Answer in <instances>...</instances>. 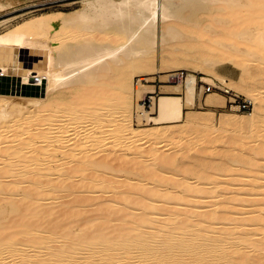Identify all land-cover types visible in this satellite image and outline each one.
Wrapping results in <instances>:
<instances>
[{
  "label": "bare ground",
  "instance_id": "6f19581e",
  "mask_svg": "<svg viewBox=\"0 0 264 264\" xmlns=\"http://www.w3.org/2000/svg\"><path fill=\"white\" fill-rule=\"evenodd\" d=\"M101 1L103 0H94V1L92 0V1H87V2L93 5L94 3L98 4ZM117 1L110 0V4L106 7L103 6L104 8L102 9L98 8L99 10L96 9L95 11H93L91 8V12L84 11L80 13L78 20L76 21L74 26H71L72 28L70 27L67 28L66 26L63 27V25H66V24H62V26H59L61 24H50V25H47L49 27H47L46 25H43L44 27H40V28L37 27L35 29L33 28L30 30L28 28L27 30L29 31L25 32L24 34L22 30H20V28H17L13 32V34L9 36V38L7 37V40L5 43L2 44V47L0 46L1 53L4 50H27L31 52L44 53L43 63L37 64V65L26 64L25 68H23L24 72L20 76L22 78L23 83H30V84L33 83L35 85H42V83L46 81L45 83L46 92L44 96L35 95V94L18 95L10 91L0 92V264H193V263L194 264H227L225 263L227 261L224 259L225 262H223L222 261L223 259H220L219 255L217 254L218 253L217 250L219 249V248L217 249V247L219 246L218 243L226 247L225 248L226 250L228 249L229 244L227 243L228 244V247H227L225 246L226 244L224 243L228 241H232V240H233L232 242H234V240L238 238H235V239L232 238L231 240L230 238H226L221 241H219L220 239L216 238L217 239L216 242L218 241V243H215V239H214V243L211 242L212 240L210 241L209 239L207 242L209 241L211 242V244H209L210 246L209 245L205 246L204 240L203 242L199 241L200 238L197 239L198 242L196 241V243L195 242L193 243L194 239L192 241L191 239H186L187 234L185 231L182 230L184 228H181V226L180 227L174 226L175 223L174 224L172 223L173 227H171L172 226L171 224L169 226V219L173 215L169 216L168 214L166 216H169V217H166L165 214L167 210L166 204H170V203H167L166 200L165 202L162 201L164 199H161L162 202H158L160 200L155 199L156 194H158L159 197H161L162 195L163 197H167L172 200L174 199L175 201L173 202H175V204L173 205H175V207H180V205H183V204L186 205V199L184 198H186V196H188L189 194L185 195L184 197L185 193H183V197L181 196L180 198L182 201H180V199L177 197L176 194L167 195V193H163L162 191H161L162 193L160 191L156 192L155 189L152 188V185H153L152 183L149 186H147L148 185L147 183H146V186L145 184L143 185L142 183L147 182L143 179H142L143 182L141 180L142 183L140 182L137 184L132 183L130 181L129 174H128L130 172L129 170L132 169L134 171V172H131V174L133 175L131 178H133L135 175V177H138L139 179L140 176H137V175L142 174V171H140L139 169L138 170L134 169L135 167H132L129 164V162H132L130 161L132 160L131 159L132 156H135V157L138 156L139 158L142 155L146 157L147 155L148 157L149 155L151 157L155 156L160 162H163V164L164 163L167 164L168 162H171V158L165 155L166 153L164 151L161 152L162 150L158 151L157 149L151 150V148L148 150L147 148L143 147L142 144H140L137 146V149L135 147L136 150L133 151L132 156L129 155L131 157H127V156L123 157L122 155H121L122 157L114 156L115 154L110 157L109 156L111 155V153H109L110 151L107 152L109 155L101 156V158L100 156L96 158L94 155L95 154L97 155L98 153H100V152L95 153V151L99 150L98 148H100L102 144L104 145V143H102L104 140L102 141V139H105V138L111 140V142L109 143L110 149H113V147L124 143V141H132L136 139L137 141L139 139L141 140V137L143 135H145L146 140H147L145 141L147 143L152 142L153 140L155 141L158 138L160 140H162L163 138H166V139H163V141L168 140V138H170V142H171V140L173 141L174 140L173 138L178 136L179 134L182 136L181 133L183 132L185 133V135L186 133L192 134L193 132L191 131L192 132L191 133L189 130L191 128L193 130L194 126L197 129H198L197 126H203V128L207 129L206 126L213 123L212 122L213 116H209V115L204 116V115L196 114L193 111L187 114L184 111L185 106L191 107L195 103L198 82H197V77L194 71L200 72V69H201V71L204 72L203 74H205V76L202 77L201 81H204V82L210 81L211 79L209 78L207 74L208 73L210 75L216 74L215 76H217V73H212V72L216 71V68L220 64L223 63L224 58L234 59V57H231L232 55H239L241 53L257 52L255 49L256 46L257 47L262 46L263 48L264 46V21L263 23L262 21L259 23L260 21L259 19L264 18V16L262 17L263 14L260 13L264 9L260 8L261 9L260 12L255 9L253 13H250L251 10H249L248 8L249 11L248 10L247 11L249 13L246 12V14L243 15L244 17L242 16V14L239 13L240 9L238 11L236 10L237 11L236 13L234 11L233 12L231 11L232 14L229 13L230 11L228 10V13L231 14L233 17L232 19L236 21L230 27H227L225 30H223L225 40L224 41L221 40L219 44L223 45L226 51L224 50L221 52V51H216V49L214 48L215 46L212 43L194 40L193 42H190V44H188L189 42L187 43V41H189L190 38L193 39L195 37L193 35H188L189 33H186L185 29L188 27V24L190 23L189 21L193 19L192 17L194 15L195 17L197 16L198 11L203 12L209 9L211 10L213 9L212 8L213 6L211 7L212 4H215V6L222 5L226 7V5L233 3V1L235 0H120L119 2L122 4V7L121 5H119V3H116ZM241 1H242V5H245V6L251 5L254 2V0L253 1L252 0H241ZM255 1L257 2V0ZM255 3H253L254 5L252 6L258 5L260 2L258 4L257 3L255 4ZM1 5L2 4H0V6ZM123 5L125 6V8L123 7ZM259 5L264 7V0H261V4ZM245 9H247V7L244 8V10ZM260 9L258 8V10ZM255 11H257L256 14H255ZM202 12H200V14H202ZM94 13L99 15L98 18H103L107 20L110 19L111 22H104L105 24L94 23V20H95ZM241 16H242L241 22H243L244 19L245 20L243 23L240 24L239 23L240 20L238 21L237 19L239 17L241 18ZM234 17H236V19H234ZM115 21H117L119 25H126V26H122L124 28H119L116 26H109V32H111L112 34H115L118 32L119 39L120 40L124 39V42H119V40L117 41V39L114 38L112 43L111 42L108 43L105 40L106 38L103 35V33L106 30V26H107L106 24L108 23L115 24ZM245 23H254V26L256 27L255 31L250 30L251 32H246L245 31L246 29H244ZM158 24H160L162 28L160 29L162 30L161 34H158ZM56 27H58V29ZM61 27L62 29L64 28V29H69V30L72 29V30L70 31L65 30L66 32L64 31V33H62L64 29L61 30ZM54 28H56V30ZM53 30L56 32L58 31L61 32V33L58 32L57 34L55 45L54 44H51V45L44 44V42L40 41L39 37L42 36V34H45V36L46 35L48 36V35H53L52 33H56ZM18 32H20L21 34H19ZM213 32H216V31L213 30ZM218 32L219 31H217V33ZM220 32H222V30ZM181 34H182V39L184 40V42H183V46L181 48H178L179 50H182L181 52H183L182 53L183 56L180 55L182 56L181 58L182 63L179 66L187 70L188 73L186 77L182 78L179 81V84L174 85L173 87L177 88V90L179 91L182 88H185V93L183 95H180L179 93H162L159 96V98L154 102L152 109L145 110L143 106H140L141 105L140 99L143 97V95L146 92H154L155 89L147 88L149 86L145 84H141L142 87L140 88H134L133 81H132L133 74L138 71L148 72V71H152L153 69L155 70L157 69L159 70V72H161L160 71L161 69L167 68V67H163V68L155 67V65H153L154 57L152 54L148 52V50L155 47L158 41L161 42L163 47H165L164 45L167 42L168 36L175 38L178 35L181 36ZM216 37H217V34H216ZM141 40L145 42L144 43L145 45L142 43L143 47L138 48L137 42L138 41L142 42ZM185 43H187L189 46ZM12 46L14 47L12 48ZM50 46H52V48H50ZM216 48L218 49L220 47H216ZM262 48L257 49V50L261 51ZM220 50H223V49L221 48ZM175 53H177V49H173L170 55L171 54L173 55ZM217 53L223 54L222 57H219V58L212 57L211 54H217ZM257 57L255 56L256 59ZM245 60H247V58H245ZM249 61L252 62L253 59L252 61L249 59L248 62ZM124 62L125 64L121 66V64ZM164 64L166 65V62H164ZM260 65H264V64H260ZM244 66L245 65H243V68ZM13 68L14 66H10V65L0 62V76L8 75L11 71H13ZM249 73L250 72H248V74ZM218 76L221 80L220 82L224 83V85L227 88H232L230 90H232L234 93H238V94L248 93L252 96V98L256 100V105L252 112H243L239 116L233 115L232 113H229V112L221 113L218 117L219 124L220 125L222 124V126L230 125V128L234 129L236 133L237 131L239 134L242 132L243 133L245 132V135L247 133H249L250 135V132H252L251 135H253L254 131H260L261 129H264V127H262L264 126L262 125L263 119H264V114H263L264 105L262 103L264 102L262 101L264 98L263 97L264 91H262V93L260 91L262 87L260 89L258 88L259 91L258 90L256 91L257 88H254V85L255 87H259V86H256L257 84H254L252 87V90L254 88L255 91L253 92L251 91V88L248 87V83L246 82V79L244 76H241V79L238 81L237 85L235 86L229 85V83L226 81V79L223 76H220L219 74ZM258 77L260 78V76ZM136 91H137L138 99H139L138 100L139 111L136 114H133V112L131 111L132 110L131 102H132V97L134 98ZM205 103L206 105L223 106L225 105V96L223 97L217 92L210 93L206 96ZM134 116L138 120L137 124L139 123L141 124L140 121L145 120L147 121V123H150L149 121H153L155 125H153L149 130L147 129V131L145 129V131L143 132L144 129L142 128L140 129L139 126L134 125L135 123L133 124ZM183 120H186L187 127L191 126L190 128L188 127L189 130H187V127H184L185 125H183V127L173 126ZM165 125H167L168 127H166ZM103 128H106V129L102 130ZM256 129H260V130H256ZM186 130L189 132H185ZM196 130L194 129L193 131L197 132ZM74 132H76V134H74ZM261 136H262V133H261ZM261 136H254V137H261ZM232 137H236V136L232 135ZM254 137L252 138L254 139ZM177 138L179 139V137ZM177 138L175 140L178 142ZM182 138L183 137H181V139ZM246 138L247 140L252 139L250 137H245V138H242V140ZM238 139H241V138H238ZM260 139H262V137ZM247 140L243 141L244 142L243 144H245ZM176 141L173 143L176 144ZM192 141H190L189 143L195 144V142L194 141L192 142ZM231 142L233 144V142H236V141L233 140ZM256 142L253 141L254 144ZM241 143L242 141H240L239 144ZM246 143L249 144L250 140L249 142H246ZM253 143L251 142L252 146H253ZM105 145H106V142H105ZM262 147H264V145ZM101 148H100L101 149L100 151L102 150L105 151L104 148L106 147H101ZM239 149L240 148H238V150ZM257 149L255 151H257ZM181 150H183V148ZM229 150L227 149V151ZM113 152H115V149H113L112 154ZM262 152L264 153V151ZM174 153L175 152H172V154ZM256 153L257 152H255V155ZM172 154L170 155L172 156ZM123 155H126V153L125 154L123 153ZM255 155H253L254 158H255ZM135 157H133V159ZM148 157L146 161L150 159V157L149 158ZM137 158H135L134 160H138ZM258 160H261V158L259 157ZM67 163L69 164L67 166H70L71 163H72V166L70 167L69 170L67 169L65 171L63 169L66 168L64 166ZM145 163H144L145 164L144 167L149 163L152 164L153 162H148V163L145 162ZM122 166H124L128 171V173H126V171H123L122 169L124 174L126 173L128 175L127 179H129L130 181L128 183L121 182V180H117L118 181L117 182L114 179H110V178L108 180L104 178L103 174H101V172L105 170L107 172V169L114 170L116 168L119 169ZM157 166H158V163H157ZM186 166H188V164ZM252 167H251V170L249 168V171L251 172L254 170L252 169ZM172 168L169 169V166H168V169L171 170V172L173 173L177 171L176 169H178V168H175L174 170ZM260 168H258V170L255 171V173L258 172ZM155 169L157 170V168ZM163 169H159L158 171L163 170ZM168 169H164V171L165 170L168 171ZM85 170H88V171H85ZM214 170L215 169H213V171ZM75 171H80V172L85 171L82 174L83 178L82 179L79 178L80 180L79 184H81L82 182L81 186H83V189L80 188L81 186L76 182L78 180L74 179V177H76L77 175V174L75 175L74 173ZM119 171L117 173H119ZM209 171H212V168ZM86 172H89V173H86ZM260 172L263 173L261 175H264L263 171H260ZM103 173L106 175L105 172ZM114 173L116 172H113V174ZM173 173H169V174H173ZM53 174L55 175V177L54 176L52 177ZM143 174L141 176H144ZM188 174L189 173H187V175ZM203 174H206V170L204 173H202V175ZM226 174H223L221 176L223 177ZM245 174H244L245 178L246 176L247 177L250 176L248 174L246 175ZM179 175L180 174H178V176ZM236 175L238 176L239 174H236ZM190 176L192 175L190 174ZM218 176H220V174ZM229 176H231L232 178V175L229 174ZM233 176H235V174H233ZM145 177H149V176H145ZM200 177L197 179H200ZM250 177H253V176H250ZM149 178L151 180L152 177L150 176ZM123 179H126V177ZM183 179H186L185 181L188 182L187 178L184 177ZM227 179H229L228 176H227ZM249 179L250 178L247 179L248 182H250V180L254 181L253 178L250 180ZM154 180L157 181L155 178L152 179L154 183H155ZM181 181L184 182L182 178H181ZM261 181L264 183L263 179ZM85 182L87 183L83 184ZM113 182H116L115 186H113L114 188H119L124 185L127 186V188L125 190L121 187L122 189L118 191L119 194H122L120 195V198H118V194L117 195L115 194L116 198H114L113 192H112V197L107 198L108 201H104L106 198H104V200L103 199L101 200V202L102 201L105 202V203L102 202V204H100L102 206L98 205L99 208L94 206L95 210L97 208L99 211L98 212L96 210L97 213L96 212L95 213L97 215L99 213H102L101 214L102 216H99V217L102 218V220L104 219L105 221L100 220L99 222H95L94 224H93V221L89 223L87 221H91L92 218H90L89 220L86 218L88 215L85 216L83 214L87 220V221L81 220V222L83 221L87 222L86 224H84V226L86 225L85 227L80 225L83 228L77 227L78 229H74V228L71 229V226H69L68 223L66 222L68 226L65 225L67 226L65 227V229L69 227L70 228L68 230L66 229L67 231H64L65 229L64 230L62 229V232H60L61 233L60 235H62V237L60 236L62 240H60L61 243L59 241L58 242L61 244V246L58 245L59 248L57 249H56L57 246L55 248H52L51 247L52 243L50 245V241L53 239L57 240L59 238V237L54 238L53 236L54 232L50 231L52 229L48 230V227L51 225L52 227L58 226V225L56 226V224L58 223L55 222V218H53L54 213L56 212L60 213L61 208H63L62 211L65 214L63 215V218H65L64 216H66L68 213H66L64 209H66L67 211V209L69 210L70 208V211L72 212L73 206L76 207L77 205V207L80 206L79 208H81V211L84 209L82 207H85V210H87L88 206L91 207V205L89 204L92 202V199L94 200V198L95 197L98 198V196L101 197L100 196L101 194L97 195L95 193L97 195L95 197L94 195L91 194L96 189L94 187L99 186L98 188H100V190L101 189L105 190L106 188L112 187L111 185L114 184ZM120 182L122 183V185L117 184ZM220 182L222 183V181ZM190 183L192 182L190 181ZM205 183L209 184L208 182H205ZM205 183L203 184L205 185ZM211 183L213 184V182H210V185L213 187L214 186L216 187L219 184L218 182H216V185L215 184L212 185ZM198 184L203 185L201 183H198ZM248 184L249 183H247V185ZM84 185H87V186H84ZM139 185H142V187L140 188L141 193H142V196H141L142 199L134 201L132 200L133 197L129 198L130 196L128 194L130 193L137 194V192H140L139 187H138ZM230 185L231 187L237 186L235 184H230ZM230 185L228 184V186ZM241 185L245 186V184H239V186ZM156 186L157 185L155 184L154 187ZM159 186L160 185L157 186L158 189H159ZM172 186L174 185L172 184ZM219 186H222V185H219ZM253 186L254 185H252V187ZM77 187L82 189V191L79 189L81 195L77 193L79 192V191H76L78 189ZM167 187L168 186H166L165 188ZM177 187L175 188V192H177L176 191ZM213 187H210V188L212 189ZM215 187L213 188L214 190L213 192H215L216 190ZM237 187L236 189L238 190ZM260 187L263 188L264 185H260ZM161 188L159 190L165 189V188H162V189ZM204 188H201V189L203 190ZM241 188L243 189L244 187L241 186ZM248 188L249 186L247 188L245 187V189H248ZM256 188H259V187L256 186ZM58 189H65V190L69 189L71 191L74 190L75 192L74 191L73 192L74 194L75 193L77 194V195L75 194L77 197H73L72 199L75 198L74 199L75 201L74 200L73 201L76 203H74L73 205L72 204L73 202L71 201V198H70L69 202L71 201L72 206L69 204L70 207L66 206L67 208H65L63 207V204L65 205V203L63 204L60 203L62 207L58 206L59 208L58 209L56 208L58 210L56 212H54L55 207H53L55 205L52 204L53 208H51L50 203L48 204L49 207L45 205L46 206L45 208L43 207L41 208L42 203L44 204V202L39 203V200L40 201L44 199L48 200V198H51L50 196L55 195V193L53 195L51 193L57 191ZM173 189L174 188H172L171 190L170 188L169 192L173 191ZM242 189L240 191H242ZM261 189L259 191H262ZM166 190L168 189H165L164 191ZM187 192H190V191L187 190L186 193ZM211 192H209L210 196H212ZM221 193L224 194V192H221ZM221 193L220 195L218 194L220 197H221ZM231 193L232 192L230 191V193H226V194L231 195ZM255 193L257 194V192ZM260 193L262 194L263 191ZM243 194L244 193L240 194L239 196ZM59 195L61 196V194ZM209 195L207 196L210 197ZM110 196H111V193H110ZM193 197L194 196H191V198ZM55 198L57 197L55 196ZM213 198H216V196ZM53 199L54 198L50 199V201H52ZM199 199L201 200L203 198H199ZM204 200L203 202L205 203L208 202L207 200L206 201ZM97 202L100 203L99 201ZM221 202L223 203L225 201L221 200ZM227 202L229 204V201ZM235 202H237L236 199L234 200L233 203ZM252 202L253 201L249 203H251V206H254L255 203H253L254 204L253 205ZM45 203H48V202L45 201ZM119 203L122 206L121 205L115 206ZM160 203L164 204L165 206ZM192 203L194 202L192 201ZM211 203L213 202L211 201ZM238 203L236 204V206L238 205ZM259 203L258 205L257 204L256 205L261 206L263 204L264 206V202L263 203L259 202ZM214 204H215V200H214ZM241 204L243 205V203H240L239 205ZM248 204L246 208L250 207V206L248 207ZM176 205H179V206H176ZM185 205L183 206V208L185 207L186 209ZM213 205L212 206L209 205V206L213 207ZM189 206H190V203H189ZM194 206L196 207L199 205H193V207ZM205 206L207 207V205ZM205 206L203 205L201 206V208ZM209 206L205 208L208 209ZM119 207H122V208L119 209ZM159 207L160 208L162 207V208L159 210ZM188 207L187 209H189ZM229 207L231 206L229 205ZM240 207L243 208L242 206H239V209H241ZM201 208L200 206H199V210H198V207L194 208V209H197L196 212L194 213L195 217L198 215L196 218H199V217L203 218L205 223L210 221L212 216L214 218L215 215H213L214 213L211 211V209H210V213L212 212L213 213L212 215L208 213L209 209L203 210L202 208L201 210ZM246 208L244 207L243 209H246ZM93 209L91 210L93 211ZM138 209H140V211H136ZM249 209L252 210L253 207H250ZM89 210L90 208L88 209V211ZM212 210L214 211V208H212ZM257 210H256V213L258 212ZM70 211H69V214L71 213ZM74 211L75 212L73 213H76V211L80 212V209L75 208ZM116 211L121 212V213L117 212L119 213L118 215L120 216H118L117 214L115 215L113 214L115 217L113 215H110L112 212L115 213ZM179 211H181V209ZM186 211L188 212V210ZM225 212L228 213V211H225ZM229 213H232V212L230 211ZM234 213L237 214V212H234ZM250 213L255 214V216L257 215L256 213L253 212V210ZM250 213L248 212V214ZM60 214L58 215L59 217H60ZM92 214H90V216ZM242 214L246 215V212L241 213V216H243ZM97 215H96V218H97ZM109 215L111 216V218L107 220V218L110 217ZM202 215L205 216L206 218L202 217ZM58 216H57V219L59 218ZM182 216H184V214ZM234 216L232 215V218ZM249 216L247 215L245 218ZM17 217L20 220H18ZM75 217H77V215ZM116 217H119V218H116ZM175 217H172V218H175ZM235 217L239 218L237 215ZM25 218L28 220L35 219V221L33 222V225L32 224L30 225L31 220L27 222ZM24 219L26 222L23 221ZM71 219L72 218H70V220ZM75 219L73 220V222L75 221ZM110 219L111 220L117 219L118 221L117 220L116 221L118 223L114 221L115 223L111 222L110 223L111 225H109ZM255 219L257 221L255 220L253 222L254 225L257 224V225H261L260 227H264V218L259 219V217L257 216L255 217ZM70 220L68 221L67 219L69 223H71ZM195 220L193 222H195ZM198 221H201V219H199ZM96 223H99V224L101 223L100 225L98 224L99 228H96L98 231L94 230L95 227H98ZM219 223L220 224L215 222L214 224L215 226L216 224L220 225L219 227L224 226L223 223L221 222ZM238 224H241V223H238ZM61 225H60V228H62ZM87 225L92 227L93 230L89 229L90 227L88 228ZM108 225L110 226V228L108 227ZM237 225L235 226V224H233V225H230V226L228 225V226L231 229V228L237 227ZM244 225L245 224H243L242 227ZM246 225L248 227L250 226V224L248 223ZM228 226H225V227H228ZM9 227L10 229L13 227H16L17 229L16 230L11 229V231L8 230L10 232V234L8 232L9 235L6 234L5 237L1 236V232L3 230H6V228L9 229ZM31 227L32 229L30 230L29 228ZM248 227L246 229L251 228V227L250 228ZM253 228L256 229L254 226L252 227V229ZM196 229L198 228L196 227ZM90 230L92 232H90ZM201 230L199 229L197 231H201ZM259 231L261 232V230ZM56 232L58 233V231ZM23 233L24 234L31 233V234H29V237L25 236L27 239L26 238L20 239L18 235L20 234L23 235ZM57 233L54 234L56 237L59 234ZM206 233H209V232H206ZM3 234L5 235V233H2V235ZM211 234H217V232L215 233L211 232ZM228 234L229 233H227L226 236H228ZM239 234H241V232ZM248 234L249 233L245 235L247 236ZM222 235H224V233ZM254 235H257V233L256 234L251 233L248 236H251L254 238ZM229 236L231 235L229 234ZM191 237H194V235ZM260 237H261V234H260ZM260 237L258 235V238L257 237L255 238L259 239ZM263 237L264 235H262V238ZM188 238H189V234H188ZM232 242L230 244H232ZM240 243L242 242L240 241ZM234 244L235 242L233 243V246L235 248L237 247L241 248V246H237V243L236 245ZM243 245L246 246L247 244L246 245L243 244ZM251 247L253 248L254 245L253 246L251 245ZM251 247H249L251 250H249L248 247H246V249L248 248V251H252V254H254L253 252H257V250L254 251L253 250L254 248L252 249ZM220 248L222 247L220 246ZM193 250L195 251L196 255L192 253ZM220 250H219V253L221 256V253L223 251L220 252ZM230 251H233V250L231 249ZM246 251L247 250H245V252ZM258 252L260 253V250H258ZM185 253L186 254L192 253L195 255V256L193 255V258H192V262L194 260L193 263L190 261L191 260L190 257H189L190 260L186 259L187 256ZM224 253L225 251L223 252V254ZM227 254H229V252ZM262 254L263 253H260L259 257H256L255 255L253 256L256 258H260ZM187 255L192 256L191 254H187ZM229 255L227 257H229ZM237 255L235 254V256ZM227 257L225 256V258ZM221 258H224V256ZM239 258H242L241 261L240 259L236 258L237 261L239 260L238 261L240 262L239 264H244V262L246 263L249 262L247 261L249 258L245 257L244 255H241ZM232 260L231 262H233ZM257 260L251 259L250 264H261V263L264 264V259H263V262L261 261L259 262V259Z\"/></svg>",
  "mask_w": 264,
  "mask_h": 264
},
{
  "label": "rangeland",
  "instance_id": "374dc122",
  "mask_svg": "<svg viewBox=\"0 0 264 264\" xmlns=\"http://www.w3.org/2000/svg\"><path fill=\"white\" fill-rule=\"evenodd\" d=\"M87 1H92V0H0V4H2L1 6H0V46L2 47V44L3 43H5L6 42V40H7V37L9 38V36L11 35V34H13V32L17 29V28H20V30H22V32H23V34L25 33V32H27V31H29L30 29H35V28H40V27H44L43 25H50V24H61V25H59V26H62V24H66V25H63V27L64 26H66L67 28H72L71 26H74V24L76 23V21L78 20V17H79V15H80V13H82V12H84V11H88V12H91V8H92V10L93 11H95L96 9H98V8H100V9H102V8H104V7H106V6H108L109 4H110V0H103V1H101L100 3H98V4H93L94 5V7H93V5L92 4H89ZM94 1V0H93ZM115 1H117V0H115ZM120 1V0H119ZM119 1H117L116 3H119V5H121V7H122V4L119 2ZM253 1V0H252ZM256 1L254 0V2L253 3H255ZM260 2V3H259ZM87 3V4H86ZM251 4V5H242V1L241 0H235V1H233V3H231V4H229V5H226V7L225 6H222V5H216L215 6V4H212L211 5V7L213 8V9H209V10H206V11H198L197 12V16L195 17V15L192 17L193 19H191L189 22V24H188V27L185 29V31H186V33H189L188 35H193L195 38H193V39H189V41H187V43L188 44H190V42H193L194 40H197V41H202V42H207V43H212L215 47V49H216V51H226V49L224 48V46L223 45H220L219 43H220V41L222 40V41H224L225 40V36H224V31L223 30H225L227 27H230L232 24H234L235 23V21L232 19L233 17H232V12L234 11L235 13L240 9L241 10V12H240V10H239V13L240 14H242V16L243 15H245L246 14V12L247 13H249L248 11L249 10H251V12L250 13H253L254 12V10L256 9L257 11H261V9H264V7H262L261 5H259V4H261V0H257V4L259 5H256V6H252V5H254V4ZM255 3V4H256ZM92 5V6H91ZM104 6V7H103ZM241 6V7H240ZM252 6V7H251ZM123 7L125 8V6L123 5ZM242 7H243V9H242ZM247 7V9H245L244 10V8H246ZM251 7V8H250ZM210 8V7H209ZM248 8H249V10H248ZM258 8L260 9V10H258ZM99 10V9H98ZM228 10L230 11L229 13H231V14H229L228 13ZM237 10V11H236ZM245 12H244V11ZM248 10V11H247ZM92 11V12H93ZM227 11V12H226ZM232 11V12H231ZM257 11H255V14H256V12ZM200 12H202V14H200ZM264 10H262V12H260V13H262L263 15H262V17L264 16ZM213 13V14H212ZM218 13H220V14H218ZM226 13H228V14H226ZM204 14H206V15H204ZM200 15V16H199ZM208 15V16H207ZM212 15V16H211ZM94 16H95V20H94V23H100V24H105L104 22H111V20L110 19H103V18H98V14H96V13H94ZM210 16V17H209ZM242 16H241V18L239 17L237 20L239 21V23L241 24V23H243L244 22V20H243V22H241L242 21ZM98 19H97V18ZM231 17V18H230ZM244 17V16H243ZM234 19H236V17H234ZM213 20V21H212ZM260 21H259V23L262 21V23H263V21H264V18H261V19H259ZM246 22V21H245ZM259 23H258V25H259ZM196 26H195V25ZM213 24V25H212ZM253 24V25H252ZM107 26H106V30H105V32L103 33V35L105 36V40L109 43V42H111L112 43V41H113V39L115 38V39H117V41L119 40V42H124V39H119V33L117 32V33H115V34H112L111 32H109V26H116V27H119V28H124V27H122V26H126V25H119L118 24V22L117 21H115V24H110V23H108V24H106ZM47 27H49V26H47ZM201 27V28H200ZM257 27H259V26H257ZM29 28V30H27ZM57 29H58V27H56ZM56 28H54L55 30H56ZM26 29V30H25ZM64 29V28H63ZM62 29V27H61V30H63ZM160 29H162L161 28V25L160 24H158V34H161V31L162 30H160ZM207 29H209V30H207ZM244 29H246L245 31L246 32H251V31H255V29H256V27L254 26V23H245V27H244ZM25 30V31H24ZM70 31V30H72V29H64L63 30V32L62 33H64V31ZM212 30V31H211ZM213 30L214 31H216V32H213ZM222 30V32H220ZM251 30V31H250ZM54 31V30H53ZM58 31V30H57ZM59 31H60V29H59ZM58 31V32H59ZM65 31V32H66ZM217 31H219L218 33H217ZM54 32H56V31H54ZM58 32H56V33H52L53 35H46L45 36V34H42V36H40L39 37V39H40V41H42V42H44V44H48V45H51V44H54L55 45V43H56V37H57V34H58ZM212 32H213V34H212ZM19 34H21L20 32H18ZM59 33H61V32H59ZM185 33V34H186ZM193 33H195V34H193ZM17 34V33H16ZM18 34V35H19ZM216 34H217V37H216ZM187 35V34H186ZM187 35V36H188ZM45 36V37H44ZM212 36V37H211ZM214 36V37H213ZM43 37V38H42ZM99 37V36H98ZM175 37V36H174ZM178 37V38H177ZM209 37H211V38H209ZM169 39H170V41H169ZM142 42H137V47L138 48H140V47H143V44L145 43L143 40H141ZM183 42H184V40L182 39V34H181V36L180 35H178V36H176L175 38H172V37H169L168 36V39H167V42L165 43V47H163V45L161 44V42H159L158 41V43H157V45L155 46V47H153V48H151V49H149L148 50V52L150 53V54H152L153 55V57H154V61H153V65H155V67H158V68H163V67H167V68H165V69H161L160 71L161 72H159V70H155V69H153L152 71H148V72H140V71H138V72H136V73H134L133 74V78H132V81H133V87L134 88H140V87H142V85L141 84H145V85H147V86H149V87H147V88H153V89H155V91H154V93H155V101L159 98V96L162 94V93H179L180 95H183L184 93H185V88H182L180 91L179 90H177V88H175V87H173L174 85H177V84H179V81L182 79V78H184V77H186L187 76V73H188V71L187 70H185L184 68H181L179 65H181V63H182V56H183V52H181L182 50H179L178 48H181L182 46H183ZM142 45H141V44ZM187 43H185V44H187ZM187 44V45H188ZM145 45V44H144ZM181 45V46H180ZM260 45V44H259ZM263 45V44H262ZM189 46V45H188ZM14 46H12V48H13ZM216 47H220V48H216ZM11 48V49H12ZM50 48H52V46H50ZM223 49V50H220V49ZM260 48H262V46H256V51L258 52H251V53H241V54H239V55H232L231 57H234V59L232 58V59H230V58H224V60H223V63L222 64H220L217 68H216V71H214V72H212V73H217V76H218V74L220 75V76H223L225 79H226V81L229 83V85H232V86H235V85H237V83H238V81L241 79V76H244L245 77V79H246V82L248 83V87L249 88H251V91H255L254 90V88H257L256 89V91L258 90V88L260 89L261 87L262 88H264V65H260V64H264V46H263V48L261 49V51L260 50H257V49H260ZM1 49V48H0ZM9 49V48H8ZM173 49H177V53H175V54H171L170 55V53H171V51L173 50ZM178 50H179V52H178ZM165 52H166V54H165ZM1 53V52H0ZM179 53V54H178ZM168 54V55H167ZM247 54V55H246ZM259 54V55H258ZM147 55V54H146ZM155 55V56H154ZM180 55H182V56H180ZM212 55V57H215V58H219V57H222V55L223 54H211ZM250 57H249V56ZM170 56V57H169ZM177 56H178V58H177ZM236 56V57H235ZM243 56V57H242ZM255 56L257 57V59L255 58ZM259 56H261V57H259ZM241 57V58H240ZM170 58H172V59H170ZM174 58V59H173ZM245 58H247V60H245ZM263 58V59H262ZM251 60L252 61V59H253V61L252 62H248V60ZM260 59V60H259ZM262 59V60H261ZM165 60V61H164ZM179 61V63H178V61ZM254 60H255V62H254ZM259 60V61H258ZM43 61H44V53H42V52H31V51H27V50H4V51H2V53L0 54V62L1 63H5V64H7V65H10V66H14V68H13V71H11L8 75H5V76H0V92H5V91H10V92H14V94H18V95H31V94H35V95H40V96H44L45 95V92H46V81H44V83H42V85H35V84H33V83H23V81H22V78H21V74L24 72V69L23 68H25V66H26V64H28V65H37V64H40V63H43ZM164 62H166V65L164 64ZM168 62V63H167ZM232 62V63H231ZM259 62V63H258ZM261 62V63H260ZM127 63V62H126ZM125 64V62L124 63H122L121 64V66L122 65H124ZM152 64V63H151ZM178 64V65H177ZM169 67H168V66ZM243 65H245L244 66V68H243ZM257 65V66H256ZM152 67V66H151ZM155 67H153V68H155ZM180 71V70H183L184 71V75H183V77H181V78H179V80H177V81H170V80H168V78H169V75H171L170 74V72L171 71ZM219 70V71H218ZM245 70H246V72H245ZM262 71H263V73H262ZM248 72H250L249 74H248ZM194 73H195V75H196V77H197V82H198V87H197V91H196V99H195V103L191 106V107H188V106H185L184 107V111H185V113H187V114H189V112H191V111H193L194 113H196V114H200V115H204V116H207V115H209V116H213V118H212V124H209V125H207L206 127H207V129H209V130H207V129H205V128H203V126H197L198 127V129L194 126L193 127V130L195 129H197L196 131L197 132H194L193 130H192V128L189 130V128L191 127V126H188L187 127V123H186V120H183V121H181V122H178L176 125H173V126H176V127H180V126H182L183 127V125H185L184 127H187V130H189L192 134H190V133H186V135H185V133L183 132V133H181L182 134V136L179 134L178 136H176V137H174L173 139L175 140L177 137H179V139L177 138V140H178V142L176 141V144L175 143H173V142H175L174 140L172 141L171 140V142H170V138H168V140H165V141H163V139H166V138H161L162 140H160L159 138V140L157 141V140H153L152 142H146L147 140H146V137H145V135H143L144 136V138H143V136L141 137V140L139 139L138 141H137V139L136 140H132V141H124V143H122V144H119V145H117V146H115V147H113V149H115V152H113V154H112V151H113V149H110V142H111V140L110 139H107V138H105V139H102V141L104 140L105 142H106V145H105V142L103 141L102 143H104V145L102 144L101 145V147H106V148H104V150L105 151H100L101 149H103V148H98L99 150H96L95 151V153H97V152H100V153H98L97 155L95 154L94 156L97 158V157H99L100 156V158H101V156H104V155H109L107 152H109V153H111V155H109L110 157L112 156V155H114V156H120V157H131L132 156V153H133V151L134 150H136L137 149V146L138 145H140V144H142L143 145V147H145V148H147L148 150L151 148V150L152 149H157L158 151L159 150H162L161 152H165L164 154L165 155H167V156H169L170 158H171V162H168L167 164L166 163H164L163 164V162H160L155 156H150L149 155V157H150V159L151 158H153V159H148V161H146L147 160V157H148V155H147V157L146 156H140V158L138 157V156H132L131 157V159L132 160H130V161H132V162H129V164L132 166V167H135L134 169H139L140 171H142V174L144 175V176H141V175H137V176H140L139 177V179H138V177H135V175H134V177L133 178H131L133 175L131 174V172H134L132 169L131 170H129L130 172L128 173V171H127V169L124 167V166H122L121 168H116V169H114V170H110V169H107V172H106V170L105 171H103V172H105L106 173V175L103 173V172H101V174H103L104 175V178H106V179H108L109 180V178L110 179H114L115 181H117V180H121V182H124V183H128V182H132V183H140L141 182V180L143 179V180H145V181H147V182H145V183H142L143 182V180H142V184L144 185L145 184V186H146V183L148 184L147 186H149V185H151V183L153 184L152 185V188H154L155 189V191L157 192V191H162L163 193H167V195H172V194H176L177 195V197L180 199L181 198V196L183 197V193H185L184 194V197H185V195H188V196H186V198H184V199H186V205L185 204H183V205H180V207H175V205H173V204H175V202H173V201H175L174 199L172 200V199H170V198H167V197H163L162 195H161V197H159V195L158 194H156V196H155V199H159L160 201H158V202H162V201H164L165 202V200L167 201V203H170V204H166L167 205V207H166V214H165V216L166 215H168L169 214V216L171 215H173L172 217H175V218H170L169 219V226H170V224L172 225V223L174 224V226H178V227H180L181 226V228H184V229H182L183 231H185L186 232V234H187V238H186V236H185V238L186 239H191V241L194 239V241H193V243L195 242L196 243V241L198 242V240L197 239H199V241L200 242H203V240H204V244H205V246L206 245H209V244H211V242H213L214 243V239H215V243H218V241L216 242V238H218V239H220L219 241H221V240H223V239H226V238H230V240L232 239V238H238L239 239V241H238V239H236V240H234V242H235V244L234 245H236V243H237V246H241V248L240 247H237V248H235L234 246H233V243L234 242H232V241H228V242H225L224 244H226L225 246H227L228 247V244H229V247H231V248H229L228 247V249H226L225 250V248L226 247H224V246H222V244H220V243H218V247H217V254L219 255V257H220V259H223L222 261L223 262H225V260L227 261V262H225V263H227V264H239L240 262H238L237 261V259L236 258H238V259H240V261L242 260V258H239L241 255H244L245 257H247V258H249L247 261H249V262H244V264H250V260L251 259H259V262L261 261V262H263V259H264V237L262 238V235H264V227H260L261 225H254L253 224V222L256 220L255 219V217H259V219H263L264 218V206H263V204L261 205V206H257L258 205V203L259 202H264V190H263V188L262 187H260V185H264V183L261 181L262 179H263V181H264V175H261V174H263V173H261L260 171H263L264 172V153L262 152V151H264V147H262L263 145H264V129H256V130H260V131H254L253 132V135H251L252 134V132H250V135H249V133H247L246 135H245V132L243 133H238V131H237V133H236V131L234 130V129H232V128H230V125L229 126H222V124L220 125L219 124V120H218V117H219V115L221 114V113H225V112H229V113H232L233 115H236V116H239L241 113H243V112H252L253 111V109H254V107H255V105H256V100L254 99V98H252V96L250 95V94H248V93H246V94H248V95H246L245 93L244 94H242L243 96H245V97H247V98H249L250 100H251V105H250V109L247 111V110H244V109H240V108H238V106H237V104H236V102H233V100H228V95H231V92L229 91V92H225L224 90H217V89H212V90H210V91H205L204 90V86L203 85H205V83H215V84H219V85H222V86H224L225 87V85H224V83H221L220 81V78H219V76L217 77V76H215L214 74H209L208 72V76H209V78L211 79L210 81H206V82H204V81H201V79H202V77L203 76H205V74H203L204 72L203 71H201V69H200V72H198V71H194ZM211 73V72H210ZM252 73H254V74H252ZM186 74V75H185ZM247 75V76H246ZM258 76H260V78L258 77ZM145 78V79H144ZM262 78V79H261ZM138 79V80H137ZM144 79V80H143ZM250 83H252V84H250ZM254 84H257L256 86H259V87H255V85ZM151 85V86H150ZM250 85H251V87H250ZM253 85H254V88H253V90H252V87H253ZM261 88V93H262V91H264V89H262ZM184 89V90H183ZM228 89H232V88H228ZM259 91V90H258ZM213 92H217V93H219L221 96H225V105H223V106H215V105H206V103H205V99H206V96L208 95V94H210V93H213ZM263 97H264V95H263ZM227 98V99H226ZM138 94H137V91H136V93H135V96H134V98L132 97V102H131V111L133 112V114H136L138 111H139V106H138ZM254 102H253V101ZM262 101H264V98H263V100ZM263 103V105H264V102H262ZM140 106H142V105H140ZM153 106V105H152ZM152 106L150 107V108H145V110H151L152 109ZM234 112V113H233ZM203 113V114H202ZM264 114V113H263ZM134 120V121H133ZM133 124L134 125H136V126H139L140 127V129L142 128V129H144L143 130V132L145 131V129H146V131H147V129L149 130L153 125H155L154 123H153V121H149L150 123H147V121H145V120H142V121H140L141 122V124L139 123V124H137L138 123V120L136 119V117L134 116L133 117ZM105 122V121H104ZM262 124V123H261ZM104 125H105V123H104ZM262 125H264V119H263V124ZM166 127H168L167 125H165ZM165 127V128H166ZM199 127H201V128H199ZM226 127H228V128H226ZM262 127H264V126H262ZM260 128V127H259ZM106 128H103L102 130H105ZM185 131V132H189V131ZM232 130H234V131H232ZM77 131H79V130H77ZM208 131V132H207ZM214 131V132H213ZM232 131V132H231ZM256 132V133H255ZM258 132V133H257ZM262 133V136H261V133ZM234 133V134H233ZM259 133H260V135H259ZM74 134H76V132H74ZM236 134V135H235ZM256 134V135H255ZM184 135H185V137H184ZM232 135L233 136H236V137H232ZM239 135V136H238ZM254 137V136H261L262 137V139H263V141H262V139H260L261 137H254V139L252 138V137ZM181 137H183L182 139H181ZM241 138V139H238V138ZM245 137H250V138H252V139H248L247 140V138L246 139H244V140H242V138H245ZM71 138V137H70ZM193 138V139H192ZM233 138V139H232ZM258 140H257V139ZM69 139V138H68ZM172 139V138H171ZM195 142V144L194 143H189L190 141H192V140ZM231 139V140H230ZM106 140H108V141H106ZM146 140V141H145ZM236 141V142H233V144H232V142L231 141ZM237 140H238V142H237ZM245 140H247L246 142H249V140H250V145L248 144V143H246L245 142V144H243L244 142L243 141H245ZM252 140V141H251ZM257 142H256V141ZM137 141V142H136ZM192 141V142H193ZM240 141H242V145L241 144H239L240 143ZM253 141L254 142H256L255 144L253 143ZM261 141V142H260ZM197 142H199V143H197ZM251 142L253 143V146H252V144H251ZM238 143V144H237ZM261 143V144H260ZM191 144V145H190ZM193 144H194V146H193ZM199 144V145H198ZM236 144V145H235ZM248 144V145H247ZM260 144V145H259ZM263 144V145H262ZM259 145V146H258ZM100 146V145H99ZM192 146V147H191ZM135 147H136V149H135ZM174 147H175V149H174ZM192 149H191V148ZM252 147V148H251ZM260 147H262V148H260ZM183 148V150H181V149ZM186 148H187V150H186ZM238 148H240L239 150H238ZM255 148V149H254ZM258 148V149H257ZM108 149V150H107ZM180 149V150H179ZM204 152H202L201 150ZM227 149L229 150V151H227ZM244 149V150H243ZM254 151H253V150ZM257 149V151H255ZM165 150H167V151H165ZM177 150H179V151H177ZM188 150H189V152H188ZM195 150V151H194ZM234 150V151H233ZM236 150V151H235ZM241 150V151H240ZM243 150V151H242ZM175 152L174 154H172V152ZM105 152V153H104ZM182 152H184V153H182ZM243 152V153H242ZM252 152V153H251ZM255 152H257L256 153V155H255ZM123 153L125 154L126 153V155H123ZM168 153V154H167ZM170 154H172V156L170 155ZM182 154V155H181ZM185 154V155H184ZM248 154V155H247ZM252 154V155H251ZM122 155V156H121ZM129 155H131V156H129ZM146 155V154H145ZM200 155V156H199ZM207 155V156H206ZM242 155V156H241ZM250 155V156H249ZM253 155H255V158H254V156ZM258 155V156H257ZM113 156V157H114ZM188 158H190V159H188ZM232 156V157H231ZM133 157H135V158H137L138 160H134L133 159ZM148 157V158H149ZM207 157V158H206ZM251 157V158H250ZM258 157V158H257ZM259 157L261 158V160H262V158H263V160L261 161V160H258L259 159ZM194 158V159H193ZM222 158V159H221ZM155 159V160H154ZM120 160H122V159H120ZM115 161V160H114ZM136 161V162H135ZM153 162L154 163V165H153V163L151 164V163H149V164H147L145 167H144V165L146 164L145 162ZM158 161V162H157ZM261 161V162H260ZM173 162H174V164H173ZM204 162V163H203ZM74 163V162H73ZM145 163V164H144ZM157 163H158V166H157ZM116 164V163H115ZM156 164V165H155ZM160 164H162V165H160ZM182 164V165H181ZM188 164V166H186ZM200 164V165H199ZM251 164V165H250ZM67 165H69L68 163L64 166V167H66L65 169H63V170H69L70 169V167L72 166V163H71V165L70 166H67ZM74 165V164H73ZM134 165V166H133ZM153 165V166H152ZM224 165V166H223ZM252 165H253V167H252ZM164 166H166V167H164ZM168 166H169V169H171L172 167V169H174L175 170V168H178V169H176L177 171L176 172H171V170H169L168 169ZM216 166V167H215ZM256 166V167H255ZM67 167H69V168H67ZM149 167V168H148ZM160 167H162V168H160ZM171 167V168H170ZM200 167V168H199ZM208 167H210V168H208ZM215 167V168H214ZM244 167H246V168H244ZM251 167H252V169H254L252 172H254L255 173V171H257L258 170V168H260L259 169V171L258 172H256L255 174L257 175V176H259V177H257L254 173H252L251 171H249V168H250V170H251ZM155 168H157V170L155 169ZM168 169V171L167 170H165L164 171V169ZM197 168V169H196ZM211 168H212V171H209V170H211ZM220 168V169H219ZM238 168V169H237ZM239 168H241V169H239ZM122 169H123V171H126V173H128L129 174V179H130V181H129V179H127V177H128V175L125 173L124 174V172L122 171ZM159 169H163V170H160V171H158ZM192 169V170H191ZM208 169V170H207ZM213 169H215L214 171L219 175L220 174V176H218L214 171H213ZM120 170V171H119ZM198 170V171H197ZM205 170H206V174H203L202 175V173H204L205 172ZM244 170H246V171H244ZM85 171H88V170H85ZM85 171H83V172H85ZM116 172V173H114L113 174V172ZM119 171V173H117ZM122 171V172H121ZM162 171V172H161ZM165 173H164V172ZM173 171V170H172ZM233 171V172H232ZM244 171V172H243ZM82 172V171H81ZM80 171H75L74 173H75V175H76V177H74V179L75 180H78V181H76L78 184H79V178H83V172L81 173ZM166 172H167V174H166ZM208 172H209V174H208ZM211 172V173H210ZM214 172V173H213ZM251 172V173H250ZM81 173V174H80ZM86 173H89V172H86ZM164 173V174H163ZM169 173H173V174H169ZM176 173V174H175ZM187 173H189L188 175H187ZM197 173H198V175H197ZM226 173H228V174H226ZM246 173V174H248V175H250V176H253V177H250V176H246V178L248 179V178H250V179H254V181L253 180H250V182H248L247 181V179L245 178V176H244V174ZM113 174V175H112ZM118 174V175H117ZM131 174V175H130ZM149 174V175H148ZM178 174H180L179 176H181V177H179L178 176ZM184 174V175H183ZM190 174L192 175V176H190ZM202 176H201V175ZM213 174V175H212ZM223 174H226L227 176H228V178L230 179H227V176L226 175H224L223 177L221 176V175H223ZM229 174L230 175H232V178H231V176H229ZM233 174H235V176H233ZM236 174H239L238 176L236 175ZM245 174V175H246ZM252 174H254V175H252ZM125 175V176H124ZM175 175V176H174ZM195 175V176H194ZM241 175V176H240ZM55 177V175L53 174L52 175V177ZM77 176H79V177H77ZM118 176V177H117ZM145 176H151L152 178H151V180H150V178L149 177H145ZM177 176V177H176ZM185 178H187V180H188V182L187 181H185L186 179H183L184 177ZM200 177V179H197V178H199ZM216 176H218V177H215ZM257 178H256V177ZM126 177V179H123V178H125ZM147 179H149V181H148V179L146 180L145 178ZM163 177V178H162ZM220 177H222V178H220ZM225 177V178H224ZM240 177H241V179H240ZM243 177V178H242ZM262 177V178H261ZM156 179L157 181H159V182H157V181H155V183L152 181V179ZM180 180H179V179ZM181 178H182V180H184V182L183 181H181ZM256 178V179H255ZM259 178H261V179H259ZM73 179V180H74ZM105 179V180H106ZM123 179V180H122ZM195 179V180H194ZM218 179V180H217ZM222 179H224V180H222ZM226 179V180H225ZM243 179V180H242ZM246 179V180H245ZM259 179V180H258ZM192 182V183H190V181ZM195 182H194V181ZM134 181V182H133ZM220 181H222V183L220 182ZM234 181H236V182H234ZM239 181V182H238ZM245 181V182H244ZM259 181H261V182H259ZM118 182V181H117ZM117 183V184H119V185H122V183ZM205 183V182H208L209 184H206L205 183V185L203 184V183ZM210 182H213V184L212 185H216V182H218L219 184H218V186H214L215 187V192H213L214 190H213V186H211L210 185ZM223 182H227L226 184L225 183H223ZM87 182H85V183H83V184H86ZM114 184L113 185H111L112 187H109V188H106L105 190H100V188H98L99 186H96V187H94V188H96L95 189V191L94 192H92L91 194L92 195H94V197L95 196H97V195H99V194H101L100 196L101 197H99L98 196V198H94L93 196V198H94V200L92 199V202L94 201V202H96V203H90L89 205H91V207L90 206H88V209L90 208V210L91 209H93V211L91 212L90 210L88 211V209L87 210H85V207H82V208H84L82 211H81V208H79V207H77V205H76V207L75 206H73V210H72V212L70 211V206H69V204L72 206V204L74 205V203H76V202H74L75 200V198L74 199H72L73 197H77L75 194H74V192L73 191H71V190H65V189H58L59 190V192H58V190L57 191H55V192H53V193H51L52 195L55 193V195L54 196H50L51 198H48V200H39V203H42V202H44V204L42 203V206H41V208L43 207V208H45L46 206L45 205H47L48 207H49V203L51 204V208H53V207H55L54 209H55V211L54 212H56V211H58L57 209L61 206V204H63V203H65V205L63 204V207H65V208H67L66 206H69L68 208H69V210L67 209V211H66V209H64V211L66 212V213H68L66 216H64L65 218H63V215H65L64 214V212L62 211L63 210V208H61V214H60V217H61V215H62V217H61V219H60V217L58 216L59 214L57 213H54V216H53V218H55V222H57L58 224H56V226L57 227H55L54 225V227H52V225L51 226H49L48 227V230L49 229H52V230H50V231H53L54 232V234L55 233H57L56 231H58V235H57V237L53 234V236H54V238H58L57 240H54V242H53V240H51L50 241V245H51V243H52V245H51V247L52 248H55L56 246V249L57 248H59V246L58 245H60L61 246V242H60V240H62L61 239V237H62V235H60L61 233L60 232H62V229L64 230L65 229V227H67L68 225L69 226H71V229H78L77 227H79V228H83V227H85L84 226V224H86L87 222H92L93 221V224L95 223V222H99L100 220L101 221H103L102 220V218H100L99 216H102L101 214L102 213H99L98 215L96 214L97 213V211H98V209L97 208H99V206H102V205H100V204H102V202H101V200L103 199L104 200V198H110V197H112V192H113V196H114V198H116V195L118 194V198H120V195H122V194H119L118 193V191L119 190H121L122 188L123 189H125L126 190V188H127V186H121V187H119V188H114L113 186H115V183L116 182H113ZM168 183V184H167ZM170 183H171V185H170ZM194 183V184H193ZM197 183V184H196ZM198 183H201V184H203L204 186H205V188H204V186L203 185H200V184H198ZM221 183V184H220ZM247 183H249L248 185H247ZM252 183V184H251ZM255 183H257V184H255ZM81 184H82V182H81ZM81 184H79L80 186H81ZM155 184L158 186V185H160L159 186V189L162 187V188H165L166 186H168L167 188H165V189H168V190H166V191H164L165 189H163V190H159L158 189V187L156 186V187H154L155 186ZM172 184L175 186H172ZM196 184V185H195ZM224 184H225V186H224ZM228 184L230 185V184H235V185H237V186H239V184H245V186L244 185H241L242 187H244L243 189L241 188V186H239V187H237V186H232L231 187V185L230 186H228ZM166 185V186H165ZM210 185V186H209ZM219 185H222V186H219ZM252 185H254L253 187H252ZM84 186H87V185H84ZM165 186V187H164ZM179 188H178V187ZM249 186V188L248 189H245V187L247 188ZM256 186L257 187H259V188H256ZM139 187V191L140 192H137V194L136 193H130V194H128L130 197L129 198H132V200H134V201H136V200H141L142 199V193H141V187H142V185H139L138 186ZM151 187V186H150ZM177 187V192H175V188ZM210 187H213L212 189L210 188ZM235 189H234V188ZM236 187L238 188V190L236 189ZM252 187V188H251ZM78 188V187H77ZM76 188V189H77ZM80 188H82L83 189V186H81ZM80 188H78L76 191H79V189ZM161 188V189H162ZM170 188H171V190H172V188H174L173 189V191H171V192H169V190H170ZM183 190H182V189ZM201 188H204L203 190L201 189ZM232 188V189H231ZM252 190H251V189ZM256 190H255V189ZM262 188V189H261ZM82 189H80L81 191H82ZM101 191H99V190ZM186 189V190H185ZM207 189V190H206ZM225 189V190H224ZM242 189V191H240ZM258 189V190H257ZM262 190L263 191V193L261 194L260 192H262V191H259V190ZM60 190H62V191H60ZM110 191V192H108V191ZM137 190H138V188H137ZM185 190V191H184ZM190 191V192H187L186 193V191ZM229 190V191H228ZM245 190H247V191H245ZM64 191V192H63ZM71 191V192H70ZM105 191H106V193H105ZM183 191V192H182ZM212 191V192H211ZM220 191V192H219ZM230 191L232 192L231 193V195H227L226 193H230ZM109 194H108V193ZM161 192V193H162ZM175 192V193H174ZM201 192V193H200ZM209 192H211L212 193V196H210L209 194ZM221 192H224V194H222ZM239 192V193H238ZM255 192H257V194L255 193ZM67 193H69V194H67ZM78 194H80V191L79 192H77ZM97 195H96V194ZM104 193V194H103ZM110 193H111V196H110ZM203 193V194H202ZM215 193H217V194H215ZM220 193H221V197L219 196L220 195ZM234 193H236V194H234ZM238 193V194H237ZM242 193H244L243 195H241V196H239L240 194H242ZM59 194H61V196L59 195ZM67 196H66V195ZM106 194H108V195H106ZM116 194V195H115ZM132 194V195H131ZM139 194H140V196H139ZM214 194V195H213ZM219 194V195H218ZM252 194H253V196H252ZM257 196H256V195ZM261 194V195H260ZM59 195V196H58ZM81 195V194H80ZM107 197H106V196ZM197 197H196V196ZM198 195H200V196H198ZM207 195H209L210 197H208ZM223 195V196H222ZM246 195H248V196H246ZM55 196L57 197V198H55ZM109 196V197H108ZM139 196V197H138ZM191 196H194L193 198H191ZM202 196V197H201ZM206 198H204V197ZM208 198H207V197ZM216 196V198H213V197H215ZM218 196V197H217ZM242 196H244V197H242ZM255 196V197H254ZM64 197V198H63ZM66 197V198H65ZM69 197V198H68ZM225 197V198H224ZM226 197H228V198H226ZM233 198V199H231V198ZM251 197V198H250ZM254 197V198H253ZM261 197V198H260ZM52 198H54L52 201H50V199H52ZM62 199V200H60V199ZM71 198V201L73 202L72 204H71V201L69 202V199ZM101 198V199H100ZM113 198V199H114ZM189 198H190V200H189ZM198 198V199H197ZM199 198H203V199H199ZM213 198V199H212ZM224 198V199H223ZM257 198V199H256ZM56 199V200H55ZM65 199V200H64ZM97 199V200H96ZM104 200V201H108V199L107 200ZM161 199H164V200H162L161 201ZM205 199V200H204ZM209 199V200H208ZM228 199V200H227ZM237 200V202H235V203H233L234 202V200ZM57 200H59V201H57ZM74 200V201H73ZM112 200V199H111ZM119 200H121V199H119ZM171 200H172V202H171ZM197 200V201H196ZM200 200V201H199ZM203 200L204 201H208V202H203ZM214 200H215V204H214ZM221 200L222 201H225V202H223V203H225V204H223L222 202H221ZM244 202H243V201ZM45 201L46 202H48V203H45ZM54 201V202H53ZM63 201H65V202H63ZM97 201H99L100 203H98ZM180 201H182L181 199H180ZM187 201H188V203H187ZM190 201V202H189ZM192 201L194 202V203H192ZM211 201L213 202V203H211ZM227 201H229V204H228V202ZM251 201H253L252 202V204L253 203H255V205H256V207H255V205L254 206H251V203H249V202H251ZM52 202V203H51ZM209 202H210V204H209ZM221 202V203H220ZM230 202H231V204H230ZM238 202H240V203H243V205L241 204V205H239L240 203H238ZM61 203V204H60ZM98 203V204H97ZM103 203H105V202H103ZM109 203V202H108ZM189 203H190V206H189ZM217 203V204H216ZM238 203V205L239 206H242L243 208L245 207L246 208V206H247V204H248V207L250 206V207H253V212L254 213H256V210L258 211L256 214V216H255V214H253V213H250L252 210H250L249 208H246V209H243V208H241V209H239V206L237 205L236 206V204ZM55 205V206H53V205ZM60 204V205H59ZM66 204H68V205H66ZM133 204V203H132ZM136 204V203H135ZM160 204H162V203H160ZM172 204V205H171ZM199 205L200 206V208H201V206H205V205H207V207L210 205V206H212L213 204V207H210L209 206V210L208 209H206L205 207H202L203 208V210L204 209H206V210H208V213L210 214V215H212L213 213V215H215L214 216V218H213V216L211 217V219H210V221H208L207 223H205L204 222V219L203 218H196L195 217V215H194V213L196 212V210L197 209H194V208H196V207H198V210H199V206H194L193 207V205ZM212 204V205H211ZM220 204V205H219ZM235 206H234V205ZM246 204V205H245ZM260 204V203H259ZM99 205V206H98ZM121 204L119 203V204H117V205H115V206H120ZM162 205H164V204H162ZM186 206V209H185V207L183 208V206ZM189 207H188V206ZM229 205L231 206V207H229ZM53 206V207H52ZM59 206V207H58ZM97 207L96 208V210H95V207ZM122 206V205H121ZM165 206V205H164ZM170 206H172V207H170ZM176 206H179V205H176ZM215 206V207H214ZM219 206V207H218ZM62 207V206H61ZM175 207V208H174ZM187 207L189 208V209H187ZM223 207V208H222ZM57 208V209H56ZM75 208L77 209H80V212H77L76 211V213H73V212H75L74 210H75ZM87 208V207H86ZM120 208H122V207H119V209ZM162 208V207H161ZM160 207H159V210L161 209ZM183 208V209H182ZM202 208H201V210H202ZM212 208H214V211L212 210ZM255 208V209H254ZM181 209V211H179ZM210 209H211V211L213 212H211L210 213ZM232 209V210H231ZM249 209V210H248ZM60 210V209H59ZM95 210V211H94ZM185 210V211H184ZM186 210H188V212L186 211ZM255 210V211H254ZM263 210V211H262ZM69 211L71 212L70 214H72V215H70L69 214ZM88 211V212H87ZM101 211V210H100ZM136 211H140V209H138V210H136ZM219 211V212H218ZM225 211H228V213L227 212H225ZM232 212V213H229V212ZM62 212H63V214H62ZM83 212V213H82ZM96 212V213H95ZM99 212V211H98ZM117 212H119V213H121L120 211H116L115 213L114 212H112L110 215H115V214H119V213H117ZM226 214H225V213ZM234 212H237V214H235ZM238 212H240V213H238ZM244 212H246V215H244V214H242L243 216H241V213H244ZM248 212L250 213V214H248ZM259 212H261V213H259ZM86 213V214H85ZM93 213V214H92ZM97 215V218H96V215ZM179 215H178V214ZM181 213V214H180ZM188 213V214H187ZM223 213V214H222ZM259 213V214H258ZM263 213V214H262ZM87 216L86 218L87 219H89L90 220V218H92V220L91 221H87L86 220V218H85V216ZM90 214H92L91 216H90ZM174 214H176V215H174ZM184 214V216H182ZM186 214V215H185ZM240 214V215H239ZM261 214V215H260ZM77 215V217H79V218H77V217H75ZM81 217H80V216ZM109 215V216H110ZM113 215V216H114ZM189 215V216H188ZM191 215H193V216H191ZM216 215H217V217H216ZM232 215L234 216H238L239 218H237V217H233L232 218ZM249 216V217H247L248 218V220H250V221H248L247 220V218H245L246 216ZM57 216L59 217L58 219H57ZM118 216H120V215H118ZM169 216H166V217H169ZM225 216V217H224ZM255 216V217H254ZM16 217V216H15ZM15 217H14V219H15ZM73 217H75V218H77V219H75V218H73ZM85 219H84V218ZM115 217V216H114ZM202 217H205V216H203L202 215ZM240 217H241V219H240ZM21 218V217H20ZM70 218H72L71 220H70ZM95 218V219H94ZM109 218H111V216L110 217H108L107 218V220L109 219ZM116 218H119V217H116ZM180 218V219H179ZM206 218V217H205ZM223 219V220H221V219ZM243 218V219H242ZM17 219L18 220H20L18 217H17ZM26 219V218H25ZM25 219L23 220V221H25ZM64 219V220H63ZM67 219H68V221L70 220L71 221V223H69L68 221H67ZM75 219V221L73 222V220ZM98 221H97V220ZM106 219V218H105ZM191 219V220H190ZM195 220V222H193L194 220ZM199 219H201V221H198ZM216 219V220H215ZM232 219H234V220H232ZM239 219V220H238ZM17 220V221H18ZM27 220V222L28 221H30L31 219H26ZM66 220V221H65ZM81 220H85V221H87V222H81ZM117 220V219H116ZM116 220H109L110 222H109V225H111L110 223L112 222V223H115L114 221H116ZM188 220V221H187ZM35 221V219H32L30 222V225L32 224L33 225V222ZM65 221V222H64ZM79 221V222H78ZM105 221V220H104ZM118 221V220H117ZM116 221V223H118ZM178 221V222H177ZM205 221H206V219H205ZM221 222V223H223V225L224 226H222V227H219L220 225H217L216 224V226H215V222H217L218 224H220L219 222ZM230 221V222H229ZM231 221H232V223H231ZM257 221V220H256ZM26 222V221H25ZM68 223V225H67V223ZM78 222V223H77ZM188 222V223H187ZM203 222H204V224H203ZM213 222V223H212ZM244 222V223H243ZM66 223V224H65ZM227 223V224H226ZM229 223H231V224H229ZM238 223H243V224H250V226L248 227L247 225L245 226V228H244V226L242 227V225L241 224H237ZM61 224H63V225H61V227L62 228H60V225ZM97 224V226L98 227H95L94 228V230H96V231H98L96 228H99V225L101 224H99V223H96ZM95 224V225H96ZM99 224V225H98ZM190 224V225H189ZM205 224H206V226H205ZM207 224H209V225H207ZM212 224V225H211ZM233 224H235V226L237 225V227H234V228H231L230 229V225H233ZM251 224H252V226H251ZM65 225H67V226H65ZM80 225H82V226H80ZM90 225V224H89ZM89 225H87L88 226V228L90 227ZM92 225V224H91ZM106 225V224H105ZM108 225V227L110 228V226ZM222 225V224H221ZM229 225V226H228ZM240 225H241V227H240ZM74 226H76V227H74ZM195 226V227H194ZM218 226V227H217ZM225 226H228V227H225ZM255 227L256 229H258V230H256V229H252V227ZM257 226H258V228H257ZM24 227V226H23ZM26 227V226H25ZM171 227H173V225L171 226ZM193 229H195V230H193ZM196 227L198 228V229H196ZM224 227V228H223ZM231 227H233V226H231ZM238 227H240V228H238ZM250 228V229H246V228ZM70 228V227H69ZM69 228H66L67 230L69 229ZM180 228V229H181ZM187 228V229H186ZM189 228V229H188ZM223 228V229H222ZM237 228V229H236ZM242 228V229H241ZM243 228H244V230H243ZM12 230H16L17 228L16 227H13V228H11ZM11 229H10V227H9V229L8 228H6V230H3L2 232H1V236H6V234L7 235H9L10 234V232L9 231H11ZM30 230L32 229V227L31 228H29ZM64 230V231H67V230ZM89 229H91V230H93V228L92 227H90ZM201 230V231H197V230ZM228 229V230H227ZM9 230V231H8ZM90 230V232H92ZM190 230V231H189ZM259 230H261V232L259 231ZM193 231V232H192ZM209 232V233H206V232ZM229 231V232H228ZM8 232H9V234H8ZM49 232V231H48ZM189 232V233H188ZM211 232H217V234H211ZM241 232V234H243V235H241V234H239ZM257 233V235H254V238L253 237H251V236H253V235H251V236H248V235H250L251 233L253 234H256ZM2 233H5V235L3 234L2 235ZM27 233V232H26ZM24 234L23 233V235L22 234H20V235H18V237H20V239H23V238H26L25 236H27V237H29V234H31V233H28V234ZM224 233V235H222V234ZM227 233H229L231 236H229V234H228V236H226L227 235ZM236 233V234H235ZM247 233H249L247 236L245 235V234H247ZM259 233V234H258ZM185 234V235H186ZM188 234H189V238H188ZM194 235V237H191V236H193ZM195 234H196V236H195ZM219 234V235H218ZM232 234H234V235H232ZM260 234H261V237H260ZM258 235H259V239H256L255 237H257L258 238ZM61 236V237H60ZM202 236H204V237H202ZM218 236V237H217ZM223 236V237H222ZM243 238H242V237ZM196 237V238H195ZM201 237H202V239H201ZM206 237V238H205ZM211 237V238H210ZM222 237V238H221ZM240 237V238H239ZM249 237H251V238H249ZM249 238V239H248ZM27 239V238H26ZM196 239V240H195ZM210 239V241L209 242H207L208 240ZM246 239V240H245ZM258 240V241H257ZM60 243H59V242ZM240 241L242 242V243H240ZM261 241V242H260ZM232 242V244H230ZM256 242V243H255ZM207 243V244H206ZM222 243V242H221ZM228 243V244H227ZM247 244L246 246H242V245H240V244ZM223 244V245H224ZM231 245V246H230ZM251 245L253 246L254 245V249L251 247ZM210 246V245H209ZM220 246L223 248H220ZM232 246H233V248H232ZM193 247H194V245H193ZM246 247H251L254 251L255 250H257V252H258V250H260V253H263L262 255H261V257L260 258H256V257H259L260 255V253L258 252H253L254 254H252V251H248V248L246 249ZM240 248V249H239ZM221 249V250H220ZM232 249L233 251H230V250ZM242 249H243V251H242ZM195 250V249H194ZM192 251V253H194L195 255H196V253H195V251ZM219 250H220V252L221 251H225V253L223 254V252L221 253V256H220V253H219ZM245 250H247L246 252H245ZM249 250H251L250 248H249ZM229 252V254H231V255H229V254H227ZM240 252V253H239ZM192 253H187V254H191L192 256H190V255H187L186 253V256L188 257H186V256H184V257H186V259L188 260H190V258H191V262H192V258H193V255L194 254H192ZM243 253H245V254H243ZM251 253V254H250ZM235 254L237 255V256H235ZM240 254V255H239ZM249 254V255H248ZM194 255V256H195ZM229 255V257H227ZM252 255V256H251ZM253 255H255L256 257H254ZM224 256V258H221V257H223ZM225 256L227 257V258H225ZM251 256V257H250ZM190 257V258H189ZM235 259H234V258ZM185 259V258H184ZM225 259V260H224ZM232 259H234V260H232ZM261 259V260H260ZM231 260L234 262H231ZM258 261V260H257ZM193 262H194V260H193ZM192 262V263H193ZM194 264V263H193ZM261 264H263V263H261Z\"/></svg>",
  "mask_w": 264,
  "mask_h": 264
},
{
  "label": "built area",
  "instance_id": "2783aa9c",
  "mask_svg": "<svg viewBox=\"0 0 264 264\" xmlns=\"http://www.w3.org/2000/svg\"><path fill=\"white\" fill-rule=\"evenodd\" d=\"M171 75H169L168 80L170 81H177L179 80V78L183 77L184 75V71L180 70V71H171L170 72ZM138 80V79H137ZM204 86V90L205 91H210L212 89H217V90H224L225 92H231V95H228V100H233V102H236L238 108L240 109H244V110H249L250 109V105H251V100L245 96H243L242 94H238V93H234L232 90L228 89L226 86H222L219 84H215V83H205ZM155 93L154 92H146L143 97L140 99L141 105L144 108H150L154 102H155Z\"/></svg>",
  "mask_w": 264,
  "mask_h": 264
}]
</instances>
